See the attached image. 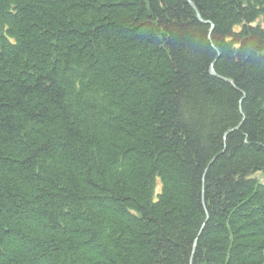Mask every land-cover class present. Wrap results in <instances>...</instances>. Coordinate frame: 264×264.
Returning <instances> with one entry per match:
<instances>
[{
  "label": "trees",
  "instance_id": "obj_1",
  "mask_svg": "<svg viewBox=\"0 0 264 264\" xmlns=\"http://www.w3.org/2000/svg\"><path fill=\"white\" fill-rule=\"evenodd\" d=\"M257 172L264 0H0V264H264Z\"/></svg>",
  "mask_w": 264,
  "mask_h": 264
},
{
  "label": "rangeland",
  "instance_id": "obj_2",
  "mask_svg": "<svg viewBox=\"0 0 264 264\" xmlns=\"http://www.w3.org/2000/svg\"><path fill=\"white\" fill-rule=\"evenodd\" d=\"M256 178L260 183L264 184V172H257L252 175Z\"/></svg>",
  "mask_w": 264,
  "mask_h": 264
},
{
  "label": "water",
  "instance_id": "obj_3",
  "mask_svg": "<svg viewBox=\"0 0 264 264\" xmlns=\"http://www.w3.org/2000/svg\"><path fill=\"white\" fill-rule=\"evenodd\" d=\"M210 73H211L212 75L215 74L214 69H213V66H211V68H210Z\"/></svg>",
  "mask_w": 264,
  "mask_h": 264
}]
</instances>
